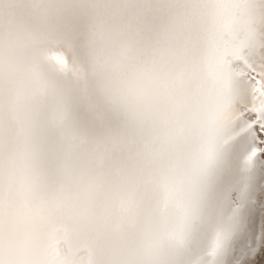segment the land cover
<instances>
[{"label": "snow or ice", "instance_id": "1", "mask_svg": "<svg viewBox=\"0 0 264 264\" xmlns=\"http://www.w3.org/2000/svg\"><path fill=\"white\" fill-rule=\"evenodd\" d=\"M0 264H264V0H0Z\"/></svg>", "mask_w": 264, "mask_h": 264}]
</instances>
